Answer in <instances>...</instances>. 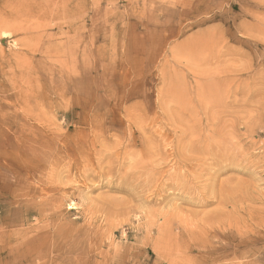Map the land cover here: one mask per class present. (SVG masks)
Here are the masks:
<instances>
[{
  "label": "rangeland",
  "instance_id": "374dc122",
  "mask_svg": "<svg viewBox=\"0 0 264 264\" xmlns=\"http://www.w3.org/2000/svg\"><path fill=\"white\" fill-rule=\"evenodd\" d=\"M263 99L264 0H0V264H264Z\"/></svg>",
  "mask_w": 264,
  "mask_h": 264
},
{
  "label": "bare ground",
  "instance_id": "6f19581e",
  "mask_svg": "<svg viewBox=\"0 0 264 264\" xmlns=\"http://www.w3.org/2000/svg\"><path fill=\"white\" fill-rule=\"evenodd\" d=\"M57 1V0H56ZM48 2V1H47ZM55 3V2H54ZM47 4V3H46ZM66 4H67V2H66ZM59 8V7H58ZM50 10V9H49ZM27 12V11H26ZM25 17V16H24ZM5 20H7V19H5ZM3 21V20H2ZM6 23V22H5ZM7 24V23H6ZM5 24V25H6ZM12 24V23H11ZM37 27V26H36ZM63 28V27H62ZM4 29V28H3ZM68 30V29H67ZM70 30V29H69ZM22 31V30H21ZM62 31H64V30H62ZM61 31V32H62ZM4 32V31H3ZM37 33V32H36ZM3 35V34H2ZM38 35H41V34H38ZM42 36H43V33H42ZM31 38V37H30ZM37 38V37H36ZM35 38V39H36ZM39 38V37H38ZM32 39V38H31ZM23 40V39H22ZM27 40V39H26ZM37 40V39H36ZM38 41V40H37ZM258 41V40H257ZM261 42V41H260ZM23 43V42H22ZM39 43V42H38ZM54 46V45H53ZM62 46V45H61ZM63 47V46H62ZM60 50V49H59ZM230 52V51H229ZM232 54V53H231ZM17 54H15V56H16ZM60 55V54H59ZM18 56V55H17ZM19 61H20V59H19ZM30 64V63H29ZM246 65V64H245ZM244 64H243V69L245 70V68H244V66H245ZM24 66V65H23ZM29 66V65H28ZM67 68V67H66ZM222 68V67H221ZM70 69V68H69ZM219 69V68H218ZM236 69V68H235ZM241 69V68H240ZM242 69V70H243ZM248 69V68H247ZM206 70V69H205ZM234 70V69H233ZM79 71V70H78ZM203 71V70H202ZM241 71V70H240ZM236 73V72H235ZM233 74V73H232ZM206 78V77H205ZM17 79V78H16ZM238 79V78H237ZM242 79V78H241ZM215 80H217V79H215ZM22 81V80H21ZM205 81V80H204ZM204 81H203V84H202V86L204 85ZM207 81V80H206ZM205 81V82H206ZM12 82V81H11ZM172 82V81H171ZM201 82V81H200ZM217 82V81H216ZM13 83H14V81H13ZM16 83V82H15ZM18 83V82H17ZM213 84V83H212ZM213 86V85H212ZM225 86V85H224ZM215 87V86H214ZM13 88H15V87H13ZM22 88V87H21ZM169 88V87H168ZM208 88V87H207ZM16 89V88H15ZM213 89V88H212ZM211 89V90H212ZM218 89V88H217ZM165 90H166V88H165ZM198 90V89H197ZM215 90H216V88H215ZM220 90V89H219ZM86 91V90H85ZM20 92V91H19ZM182 93V92H181ZM207 95V94H206ZM220 95V94H219ZM82 96H85V95H82ZM183 98V97H182ZM245 99V98H244ZM264 100V99H263ZM66 102V101H65ZM36 103H37V101H36ZM69 104V103H68ZM24 106V105H23ZM28 109V108H27ZM264 109V108H263ZM26 110V109H25ZM31 111V110H30ZM32 112V111H31ZM33 113V112H32ZM46 113V112H45ZM30 114V113H29ZM28 114V115H29ZM189 114V113H188ZM231 115V114H230ZM36 116V115H35ZM29 117V116H28ZM169 117V116H168ZM211 117V116H210ZM41 120V119H40ZM48 120V119H47ZM52 120V119H51ZM237 121V120H236ZM53 122V121H52ZM41 124V123H40ZM207 126V125H206ZM153 128V127H152ZM189 128V127H188ZM209 130V129H208ZM175 131H176V129H175ZM177 132V131H176ZM215 133V132H214ZM188 134V133H187ZM189 135V134H188ZM181 136V135H180ZM179 136V137H180ZM231 136V135H230ZM31 137H32V135H31ZM163 137H164V135H163ZM202 138V137H201ZM234 138V137H233ZM161 139V138H160ZM106 140V139H105ZM119 141V140H118ZM238 146V145H237ZM200 147V146H199ZM117 149V148H116ZM198 149V148H197ZM84 150V149H83ZM196 150V149H195ZM157 151H160V150H157ZM183 151V150H182ZM138 152V151H137ZM156 152V151H155ZM166 152V151H165ZM185 152V151H184ZM32 154V153H31ZM182 154V153H181ZM184 154V153H183ZM133 155V154H132ZM163 155V154H162ZM223 155V154H222ZM150 156V155H149ZM237 156V155H236ZM117 158V157H116ZM227 158V157H226ZM187 158L185 157V160H186ZM190 160V159H189ZM233 160V159H232ZM134 162V161H133ZM181 162H183V160L181 161ZM219 162V161H218ZM220 163V162H219ZM180 164V162H178V165ZM178 168V167H177ZM113 169V168H112ZM61 171V170H60ZM68 171V170H67ZM136 171V170H135ZM177 172V171H176ZM141 174V173H140ZM178 175H179V173H177ZM176 176V175H175ZM184 183H185V181H184ZM194 183V182H193ZM238 183V182H237ZM244 183V182H243ZM234 184V183H233ZM196 186V185H195ZM188 189H189V187H188ZM193 189V188H192ZM233 191V190H232ZM222 208V207H221ZM225 210V209H224ZM168 216H171V214L170 215H168ZM208 216V215H207ZM180 218V217H179ZM203 218V217H202ZM210 219V218H209ZM215 222H216V220H215ZM170 225V224H169ZM191 225V224H190ZM189 225V226H190ZM187 226V225H186ZM208 226V225H207ZM228 227V226H227ZM167 228H168V226H167ZM189 228V227H188ZM191 229V228H190ZM205 231V230H204ZM200 239V238H199Z\"/></svg>",
  "mask_w": 264,
  "mask_h": 264
}]
</instances>
